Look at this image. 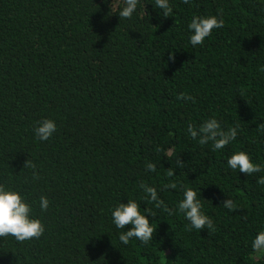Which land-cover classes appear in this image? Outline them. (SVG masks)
<instances>
[{
	"label": "trees",
	"instance_id": "trees-1",
	"mask_svg": "<svg viewBox=\"0 0 264 264\" xmlns=\"http://www.w3.org/2000/svg\"><path fill=\"white\" fill-rule=\"evenodd\" d=\"M169 4L164 17L154 0H139L129 20L119 17L123 0H0V183L45 226L38 240L0 238V264H264L251 247L264 230V171L227 165L244 151L264 166V0ZM220 15L224 26L192 46V18ZM211 118L225 131L238 126L222 150L187 131ZM43 119L57 130L42 142L34 128ZM28 159L38 180L23 169ZM170 182L177 187L165 189ZM188 187L214 231L188 230L177 207ZM226 199L238 208L223 207ZM127 200L157 227L147 244L118 238L131 225L117 229L111 211Z\"/></svg>",
	"mask_w": 264,
	"mask_h": 264
},
{
	"label": "clouds",
	"instance_id": "clouds-1",
	"mask_svg": "<svg viewBox=\"0 0 264 264\" xmlns=\"http://www.w3.org/2000/svg\"><path fill=\"white\" fill-rule=\"evenodd\" d=\"M155 8L162 10L164 17H169L173 13V8L169 4V0H154ZM184 4H190L191 0H182ZM124 6L119 10L120 19H131L133 13L137 9L139 0H123ZM145 10V6H144ZM224 19L220 16L200 17L194 16L188 24L189 30L193 33L189 37V42L192 46L203 45L207 37H209L214 29H220L224 26ZM169 60L174 61V55L169 53ZM264 71V68L261 69ZM177 99L184 101H192L194 98L185 93H180ZM55 121L51 119H43L38 122L34 128V133L39 141L49 140L56 132ZM258 131H264V123H260L257 128ZM187 131L192 139H196L200 145L212 143L213 151L224 149L232 141L237 138L238 126L228 128L225 131L220 122L211 118L206 120L197 129L191 123L188 124ZM227 165L232 170H238L244 175H252L264 171V166L259 163H253L251 156L244 152H235L227 159ZM177 167L183 168L184 164L177 160ZM24 168L32 169V179L38 180L39 174L36 171L37 165L31 160H27ZM146 169L149 172L156 171V165L148 163ZM175 170L169 168L166 171L168 178L174 175ZM258 184L264 185V177L257 181ZM139 187L147 194L150 202H154L155 207L173 214L172 211L165 205L164 201L159 199L155 187L148 186L141 183ZM177 187L175 182H170L164 185L165 189H175ZM184 198L178 203V210L183 213L185 219L189 221L188 230L192 228L196 230L208 229L215 230V225L212 219L207 216L202 210L201 200L198 199L197 191L188 187L184 190ZM50 201L46 196H40L39 207L41 212H46L49 209ZM223 207L232 211L238 208V205L232 199H226L222 202ZM32 206L26 201L18 191L6 188L0 183V238L11 236L19 243H24L31 240L40 239L45 231V226L40 219L33 218ZM154 216L155 213H150ZM112 222L117 229H124L126 225H131L130 230L122 231L119 235L121 243L127 245L131 239H136L143 244L152 241L156 232L148 216L141 213L140 204L135 200H127V203H119L118 206L111 211ZM256 253L264 252V230L258 232L251 245Z\"/></svg>",
	"mask_w": 264,
	"mask_h": 264
}]
</instances>
